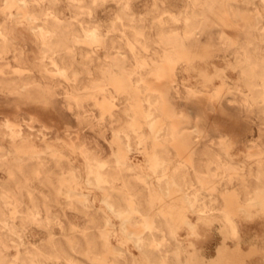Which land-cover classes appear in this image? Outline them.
Instances as JSON below:
<instances>
[{
    "label": "clouds",
    "instance_id": "1",
    "mask_svg": "<svg viewBox=\"0 0 264 264\" xmlns=\"http://www.w3.org/2000/svg\"><path fill=\"white\" fill-rule=\"evenodd\" d=\"M0 264H264V0H0Z\"/></svg>",
    "mask_w": 264,
    "mask_h": 264
},
{
    "label": "rangeland",
    "instance_id": "2",
    "mask_svg": "<svg viewBox=\"0 0 264 264\" xmlns=\"http://www.w3.org/2000/svg\"><path fill=\"white\" fill-rule=\"evenodd\" d=\"M53 118H55V117H53Z\"/></svg>",
    "mask_w": 264,
    "mask_h": 264
}]
</instances>
